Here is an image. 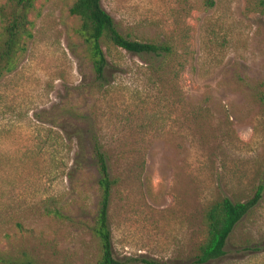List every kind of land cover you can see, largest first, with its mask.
<instances>
[{
	"label": "rangeland",
	"instance_id": "374dc122",
	"mask_svg": "<svg viewBox=\"0 0 264 264\" xmlns=\"http://www.w3.org/2000/svg\"><path fill=\"white\" fill-rule=\"evenodd\" d=\"M76 1H36L33 39L0 80V256L99 263L95 137L119 180L115 257L194 264L209 207L264 185L262 0H101L123 35L174 49L140 57L103 39L102 83ZM212 264H264V197Z\"/></svg>",
	"mask_w": 264,
	"mask_h": 264
},
{
	"label": "trees",
	"instance_id": "16d2710c",
	"mask_svg": "<svg viewBox=\"0 0 264 264\" xmlns=\"http://www.w3.org/2000/svg\"><path fill=\"white\" fill-rule=\"evenodd\" d=\"M37 0H7L0 5V80L5 74L12 73L18 66V60L27 50V42L33 39L30 14L35 10ZM212 4V3H211ZM264 7V0L261 1ZM72 16L81 20V35L85 38L93 70L97 81L102 83L108 68V60L101 41L130 54L140 57L150 56L166 59L174 54L172 46L162 43H144L134 41L123 35L113 18L103 8L101 0H77L70 10ZM264 105V93L260 95ZM92 160L98 173L100 200L98 204L96 225L93 233L100 244L101 259L98 264H131L137 261L126 259L124 262L115 257L113 233L110 224V206L113 190L119 180L112 177V166L100 141L93 137L90 142ZM82 164V161H81ZM264 197V185L260 184L254 196L246 202L223 198L213 203L205 214L206 238L198 250L194 264H212L220 261L228 253L229 242L237 226L260 204ZM0 259L10 263L9 258ZM141 264H167L142 259ZM10 264H36L32 260L11 262Z\"/></svg>",
	"mask_w": 264,
	"mask_h": 264
}]
</instances>
